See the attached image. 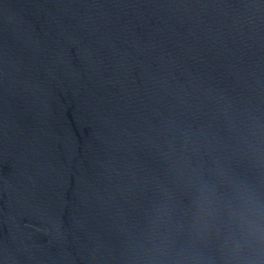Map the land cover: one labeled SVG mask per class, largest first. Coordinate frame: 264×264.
<instances>
[{"label":"water","instance_id":"obj_1","mask_svg":"<svg viewBox=\"0 0 264 264\" xmlns=\"http://www.w3.org/2000/svg\"><path fill=\"white\" fill-rule=\"evenodd\" d=\"M0 264H264V0H0Z\"/></svg>","mask_w":264,"mask_h":264}]
</instances>
